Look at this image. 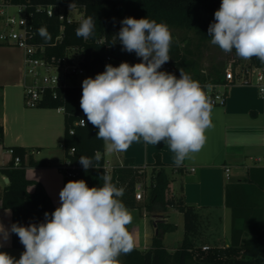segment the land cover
<instances>
[{
    "label": "clouds",
    "instance_id": "obj_1",
    "mask_svg": "<svg viewBox=\"0 0 264 264\" xmlns=\"http://www.w3.org/2000/svg\"><path fill=\"white\" fill-rule=\"evenodd\" d=\"M120 23L116 38L122 51L134 52L141 62L106 64L103 72L85 78L80 108L98 129L96 139L103 141L105 154L125 152L141 140L147 145L164 142L179 168L202 149L205 132L213 127V85H201L183 69L179 77L160 70L171 60L173 37L166 23L147 17H125ZM95 29L89 16L75 33L87 40ZM207 31L211 44L224 53L235 50L239 58L264 64V0H221ZM37 32L50 40L46 27ZM100 159L96 152L80 157L79 163L87 172ZM101 179L103 185L93 187L83 179L69 180L59 192V206L45 212L40 223L6 228L0 222V247L11 234L24 246L19 259L0 251V264H121L119 257L134 249L127 227L134 218L121 199L124 189L107 175Z\"/></svg>",
    "mask_w": 264,
    "mask_h": 264
},
{
    "label": "trees",
    "instance_id": "obj_2",
    "mask_svg": "<svg viewBox=\"0 0 264 264\" xmlns=\"http://www.w3.org/2000/svg\"><path fill=\"white\" fill-rule=\"evenodd\" d=\"M13 4L27 3L33 5L59 4L80 9L84 19L91 16L96 21L94 34L87 40L78 38L75 30L80 22L60 21L57 16H48L45 12L35 14L36 31L42 26L50 34V40H44L36 33L35 43L44 46L47 57L63 55L69 47H84L88 63L85 66L100 70L108 63L129 62L137 58L135 53L122 51V45L116 38L121 28L120 21L125 17L136 19L149 18L166 23L169 28H185L193 30L198 37L195 48L189 44L181 47L172 41L171 60L166 64L173 65L179 73L183 69L193 79L199 82L224 81L226 66L220 62L204 72L201 64L202 47L211 41L208 36V26L214 22V12L219 9L221 0H7ZM64 25L63 38L56 41L61 26ZM103 39V41H101ZM235 63L243 59L232 52ZM252 63L262 66L258 59L252 58ZM180 74V73H179ZM82 86H72L59 90V97L53 98L47 92V100L42 107H65V138L63 146L65 159L71 166L74 176L65 174L64 185L69 180L86 181L89 187L102 186L101 177L106 174V159L104 143L96 139L97 128L87 123V118L80 108ZM85 120L84 126H75V133L69 129L78 120ZM3 127L0 125V142H3ZM13 157L10 162L0 167V176L8 178L4 191L0 196V205L12 210L13 223L27 226L29 223H40L44 213L55 210L49 193L44 185L26 174L25 156L27 148L12 147ZM71 149H74L71 152ZM96 152L102 153L96 168L84 171L79 163L82 156L93 157ZM20 157V163L15 165L14 157ZM127 159L124 166L112 169L111 181L124 189L121 198L127 208H136V185L142 183L147 192L145 206L149 215L164 214L170 207L180 211L184 216V239L176 248H169L164 243V235L176 229L174 223L163 218L153 220L155 234L149 248L140 249L135 246L128 255L121 256V264H264V166L249 168L244 180L229 182L225 185V205L231 214L230 242L226 246L209 245L204 250L199 238L202 228V213L196 206L188 204L182 195L173 192L171 178L165 169L152 171L150 183L147 184L148 173L142 166H133ZM95 163V161H94ZM157 164H162L157 155ZM46 161L31 159L30 165L43 166ZM129 229V226H127ZM130 231V230H129ZM131 233V232H130ZM13 246L21 248L19 238L13 234Z\"/></svg>",
    "mask_w": 264,
    "mask_h": 264
},
{
    "label": "crops",
    "instance_id": "obj_3",
    "mask_svg": "<svg viewBox=\"0 0 264 264\" xmlns=\"http://www.w3.org/2000/svg\"><path fill=\"white\" fill-rule=\"evenodd\" d=\"M24 59L23 48L0 44V125L4 133L3 142H0V167L7 165L12 159L13 155L8 151L10 148L22 146L29 149L25 156L27 177L40 181L53 203L59 205V192L64 187L65 180L62 165L67 161L63 146L65 133L60 139L63 121L58 114L64 115V124L65 114L55 108L57 113L46 109L47 107L26 105ZM211 119L213 127L206 130V141L202 149L191 154L192 158L185 159L183 166L179 168L174 166V154L166 143L147 145L142 140L133 142L125 152H104L107 168L124 166L129 159V164L144 167L149 178L152 171L163 168L171 178L173 192H180L188 204L196 206L200 212L217 210L224 214L229 210L225 205V185L244 180L251 167L264 166V97L255 85L234 84L229 88L226 104L213 106ZM58 141L59 148L56 152L54 149L44 153V146L51 149V145H56ZM157 155L162 164L156 163ZM31 159L44 160L46 164L30 165ZM192 168L195 170L192 171ZM5 178L0 176V196L7 183ZM138 203V207L128 208L134 218L128 226L135 246L146 249L151 246L155 234L153 220L164 216L167 222L174 223L172 215L181 212L170 207L164 214L149 215L142 201L138 200ZM0 222L6 228L10 227L13 223L11 209L0 205ZM170 233L164 235L166 246ZM183 239L184 235L178 243ZM228 239L230 241V235ZM0 251L19 259L23 249L13 246L11 234Z\"/></svg>",
    "mask_w": 264,
    "mask_h": 264
},
{
    "label": "built area",
    "instance_id": "obj_4",
    "mask_svg": "<svg viewBox=\"0 0 264 264\" xmlns=\"http://www.w3.org/2000/svg\"><path fill=\"white\" fill-rule=\"evenodd\" d=\"M10 7H18L20 14L15 15L10 13ZM70 6H64L59 4H40L33 5L27 3L13 4L7 0H0V44L18 46L25 51V77L27 82L25 83V103L28 107L41 106L47 100V92L50 91L53 98L59 97V90H65L72 86H82V81L87 77H95L96 74L105 70V66L97 69L94 67L85 66L88 63L86 58L84 47H69L66 52L61 56L53 55L47 57L45 54L44 46H38L35 43L36 38V26H35V14L37 12H45L48 16H57L60 21L67 22H81L82 18H73L68 10ZM77 11L80 9L72 6ZM82 12V11H81ZM83 13V12H82ZM64 25L61 26L60 33L56 38V41L63 38ZM103 41V39L101 40ZM141 62L140 58H134L129 61V64H135ZM113 66H118V63H108ZM161 71H166L175 74L179 77V73L173 65L164 64ZM206 72V69L203 70ZM201 85L211 84L213 85L212 91L209 93L213 106H223L227 102L229 88L234 84H247L255 85L264 97V65L259 66L252 63L250 60H242L239 63L231 61L225 68L224 81L220 83L205 81L200 82ZM59 112L65 113V107L63 105L55 108ZM78 120L69 129V133H75V126H84L85 120ZM13 155V148L8 150ZM74 149H71L73 152ZM102 155V153H101ZM15 165L20 163V157H14ZM71 166L67 161L62 165L63 172L68 176H74L72 170H68ZM195 168H192L194 171ZM229 171V168L226 169ZM111 178L112 169L107 168L106 174ZM143 184L138 183L136 185V199L141 200L143 198ZM204 250L209 249V245H203Z\"/></svg>",
    "mask_w": 264,
    "mask_h": 264
},
{
    "label": "rangeland",
    "instance_id": "obj_5",
    "mask_svg": "<svg viewBox=\"0 0 264 264\" xmlns=\"http://www.w3.org/2000/svg\"><path fill=\"white\" fill-rule=\"evenodd\" d=\"M10 13L19 15L20 11L18 7H10L9 8ZM69 14L75 18L79 19L83 17V13L80 11H77L75 8H69L68 10ZM173 41L178 42L181 47L187 46V44L190 45L191 48H195L198 37L196 36L195 32L190 29L185 28H176L171 27L170 28ZM202 49L201 54V64L202 67L206 70H208L209 67L212 65H216L220 62H223L225 66H228L231 61H233L232 53H224L218 46H214L211 44V42H206ZM46 109H49L53 113H57L54 108L47 107ZM60 118L63 121V133L60 139L63 138L65 133V124H64V115L58 114ZM45 152L48 153L49 151H53L55 149L58 150L59 148V141L56 143V145H51V149H48L47 146H44ZM264 162V159L262 163ZM146 183H150V178L148 177L146 180ZM4 184V182H3ZM146 194L147 192L143 189V198L141 199L142 203L146 201ZM180 195V192L177 193ZM202 212V228H201V234L199 238V244L200 245H218V246H226L229 244L228 235H230L231 231V214L230 210H226L224 214L222 212H219L217 210L212 211H201ZM180 215V216H179ZM223 215L225 219H223ZM172 219L174 223L176 224V229L171 231L169 236H167V244L168 246L172 248H176L179 246V240L184 235V229H183V215L182 213L177 212L176 214L172 215ZM121 259V257H119Z\"/></svg>",
    "mask_w": 264,
    "mask_h": 264
},
{
    "label": "water",
    "instance_id": "obj_6",
    "mask_svg": "<svg viewBox=\"0 0 264 264\" xmlns=\"http://www.w3.org/2000/svg\"><path fill=\"white\" fill-rule=\"evenodd\" d=\"M5 181L8 182V178H5Z\"/></svg>",
    "mask_w": 264,
    "mask_h": 264
}]
</instances>
